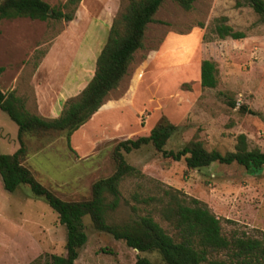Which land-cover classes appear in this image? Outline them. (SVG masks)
I'll use <instances>...</instances> for the list:
<instances>
[{
    "label": "rangeland",
    "instance_id": "1",
    "mask_svg": "<svg viewBox=\"0 0 264 264\" xmlns=\"http://www.w3.org/2000/svg\"><path fill=\"white\" fill-rule=\"evenodd\" d=\"M43 1L52 7L64 0ZM125 1L81 0L68 23L27 18L1 20L0 87L12 91L30 114L46 118L42 114L50 112L47 107L56 99L62 108L91 78L94 57L111 19ZM237 1L242 3L194 0L192 8L185 12L166 0L153 15V22L146 25L143 46L134 52L120 88L139 79V99L149 114L156 110L158 118L164 116L159 107L171 109L176 117L185 113L179 122L169 121L179 129L165 145L167 150L178 149L194 136L205 150L223 154L233 150L235 137L242 134L248 149L264 152V22L246 5L237 6ZM218 17H224L225 24L243 33V38L218 40L210 34L209 25ZM202 35L212 39L204 41ZM201 60L215 64L213 89L199 86ZM36 71L40 74L34 77ZM118 91H111L107 98L118 96ZM37 94L45 99L41 104L36 102ZM227 100L234 102V108L228 106ZM239 106L255 115L240 114ZM60 111L54 113L56 117ZM127 125L123 130L131 132L134 119H129ZM103 126L104 132L113 130L110 124ZM78 129L69 136L73 137L71 144L82 149L91 147L90 127ZM135 137H118L106 148L105 143L99 144L93 156L78 160L67 150L62 136L36 139L27 135L22 165L59 199L86 200L91 184L114 170L110 157L113 145ZM17 147L16 126L0 111V154L13 153ZM123 158L142 176L120 183L115 208L104 212L106 222L120 223L143 215L149 207L138 200L157 195V188L171 187L204 203L219 219L225 236L264 242V168L248 173L236 165L185 170L182 161L162 158L149 146L123 154ZM110 200L107 196L104 203ZM82 220L86 241L74 264H133L136 255L152 264H163L156 254H139L122 241L94 230L87 217ZM154 220L165 228L157 216ZM64 239L63 226L43 201L31 198L25 187L8 193L0 182V264H44L50 255L64 254Z\"/></svg>",
    "mask_w": 264,
    "mask_h": 264
},
{
    "label": "trees",
    "instance_id": "2",
    "mask_svg": "<svg viewBox=\"0 0 264 264\" xmlns=\"http://www.w3.org/2000/svg\"><path fill=\"white\" fill-rule=\"evenodd\" d=\"M81 0H64L56 6H49L43 0H0V21L27 18L44 22L47 20H73ZM166 0H126L111 19L105 40L95 58L91 78L74 97L67 99L59 115L46 119L28 113L21 100L12 91L0 87V111L16 126L17 149L10 154H0V182L4 191L14 192L25 187L31 198L43 201L56 215L57 223L65 230L64 254L50 255L44 264H74L79 249L86 241L83 217L91 227L109 235L137 253H154L163 264H264V242L251 237L225 236L220 221L201 201L188 197L171 187L157 188V195L138 200L149 207L143 215L120 223L105 221L106 209H114L119 197V185L126 178L142 176L127 164L123 154H129L149 146L162 158L172 162L182 161L185 170H200L211 165L241 167L244 172L260 171L264 168V152L257 148L248 149L242 134L235 137L233 150L223 154L205 150L202 143L192 137L176 150H167L165 145L178 131L164 116L156 121L145 136H136L117 141L110 152L114 164L113 172L90 186V197L80 201H63L41 186L30 171L22 165L26 158L24 137L36 139L47 136H62L69 147V136L96 112L107 94L114 90L132 61V55L142 48L146 25L153 22V15ZM187 12L194 0H167ZM246 5L264 22L263 0H242L236 5ZM210 34L216 39L239 40L243 33L233 31L225 24L224 17H218L209 25ZM204 41L212 37L202 35ZM3 69L0 67V74ZM217 70L209 60L199 63V86L213 89L216 86ZM228 106L235 104L227 100ZM240 114L255 113L239 106ZM111 200L105 204L106 197ZM135 198V196H134ZM158 220L165 224L162 228ZM217 254H222L218 258ZM216 255V256H215ZM133 264H152L147 258L136 255Z\"/></svg>",
    "mask_w": 264,
    "mask_h": 264
},
{
    "label": "crops",
    "instance_id": "3",
    "mask_svg": "<svg viewBox=\"0 0 264 264\" xmlns=\"http://www.w3.org/2000/svg\"><path fill=\"white\" fill-rule=\"evenodd\" d=\"M97 54L94 57L93 64H94ZM38 74H40L39 71H36L34 77L38 76ZM125 77H126V74L122 78V80L119 82L118 86L114 89V90H119L118 96L114 98L110 97V99H108L107 97L109 96L108 94L111 92L110 91L105 97V99L103 100V102L101 103V105L99 106V108L96 110V112H94L90 116V118L86 121V123L81 125V127H79L78 129V130H84L90 127L91 137H92L90 138L91 147L82 149L81 146L78 144H77L78 146L72 145L71 141L73 137H69V143L73 147V150H72L71 146L69 145L70 149L73 152L71 154H73V156H75V158H77L78 160L84 159L88 156H93V154L95 153H92V152H94L97 145L105 143L104 148H106L109 146L106 144L110 143L111 141L117 140L118 137H130L132 134H135L136 136H145L148 134L146 133V129L154 125V123L157 121L158 119L157 111L155 110L151 112V114H149L148 111H146V109L148 108L145 109V106L140 100L142 99V96L139 92V84H138L139 79L130 81L128 83L129 85L124 89L120 88V85H122V82L124 81ZM39 94H37L36 102L38 104H41L42 102H44L45 99L44 97H41V98L38 97ZM72 94L75 95L74 93ZM38 106L39 108H41L40 105ZM47 109L50 112L48 114H42V115H44V117H46L47 119H53L56 117L55 115L56 111H60L61 109L60 103L59 104L57 103V99L56 101H51ZM159 109L161 110V115L164 114L166 119L168 118L167 120L172 123L179 122L185 115V113H182L178 117H176L175 115H172L171 109L160 108V107ZM186 111L187 110H185V112ZM131 118L134 119L135 126L132 128L131 132H127L126 130H123V128L124 127L127 128V126H129L127 124L129 122V119ZM109 124L113 128V130H110L109 132L106 130V132H104L105 128L103 125H109Z\"/></svg>",
    "mask_w": 264,
    "mask_h": 264
}]
</instances>
